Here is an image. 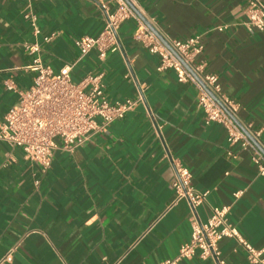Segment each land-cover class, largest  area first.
Masks as SVG:
<instances>
[{
    "label": "crops",
    "instance_id": "obj_1",
    "mask_svg": "<svg viewBox=\"0 0 264 264\" xmlns=\"http://www.w3.org/2000/svg\"><path fill=\"white\" fill-rule=\"evenodd\" d=\"M131 1L165 41L201 36L197 60L218 75L239 104L238 122L258 133L264 150V32L244 25L247 0ZM30 9L42 33L55 34L41 43L55 72L73 65L76 83L102 72L110 101L137 98L140 89L144 101L78 147L58 140L46 172L0 140V258L17 245L5 264H161L176 257L191 236V207L176 201L171 158L190 169L197 190H210L197 208L202 221L212 206L228 205L229 220L264 248V175L249 150L229 145L222 124L205 123L194 84L180 82L174 70H157L159 56L133 38L135 18L118 31L120 50L102 59L93 49L80 58L75 40L104 26L95 0H0V122L18 100L6 80L21 89L33 83L22 46L34 39L24 18ZM220 247L229 264H251L235 240L225 238ZM178 264L213 261L196 256Z\"/></svg>",
    "mask_w": 264,
    "mask_h": 264
},
{
    "label": "built area",
    "instance_id": "obj_2",
    "mask_svg": "<svg viewBox=\"0 0 264 264\" xmlns=\"http://www.w3.org/2000/svg\"><path fill=\"white\" fill-rule=\"evenodd\" d=\"M104 16V26L96 36H82L75 40L80 58L96 49L100 58L120 50L118 31L130 18L138 21L133 38L141 42L151 53L159 56L158 71L174 70L180 82H191L198 88V106L205 113V123L217 122L227 130L229 145L239 144L251 152L259 175H264V150L257 142L258 133L240 125L236 118L239 104L227 96L214 72H206L205 61L197 56L204 46L200 35L186 40L166 41L180 56L179 59L156 32L143 20L131 0H95ZM244 25L250 32H264V2L247 0ZM30 21L33 40L22 43L31 57L25 66L34 73L33 83L26 89L18 88L13 80H6L8 90L18 94L17 102L4 114L0 122V140L22 149L25 157L40 165L44 172L52 165L59 142L67 149L84 144L95 134L108 130L110 124L122 119L138 102L144 101L143 90L137 98L110 101L105 95L104 74L85 76L80 82L72 80L73 65H66L58 72L44 62L42 42L49 43L54 33L43 34L36 13L30 9L24 13ZM225 27L219 26V30ZM232 155V151L228 152ZM175 170L173 183L176 201L187 199L191 207L190 239L182 244L179 254L161 264H178L183 259L199 257L212 259L213 264H229L220 247L225 238L233 239L246 252L251 264H264V248L254 246L233 224L228 213L230 206L214 205L206 221L199 218L197 208L202 205L210 190H197L192 184L190 169L177 158H171ZM243 190L234 192L239 198ZM17 245L8 249L0 258V264L12 263Z\"/></svg>",
    "mask_w": 264,
    "mask_h": 264
},
{
    "label": "water",
    "instance_id": "obj_3",
    "mask_svg": "<svg viewBox=\"0 0 264 264\" xmlns=\"http://www.w3.org/2000/svg\"><path fill=\"white\" fill-rule=\"evenodd\" d=\"M137 11V10H136ZM143 18V17H142ZM143 20L156 32V30L154 29V27L146 20V19H144L143 18ZM156 34L167 44V46L174 52V54L179 58V59H181L180 58V56L168 45V43L162 38V36L158 33V32H156Z\"/></svg>",
    "mask_w": 264,
    "mask_h": 264
}]
</instances>
